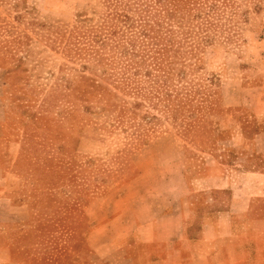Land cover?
<instances>
[{
    "label": "rangeland",
    "instance_id": "1",
    "mask_svg": "<svg viewBox=\"0 0 264 264\" xmlns=\"http://www.w3.org/2000/svg\"><path fill=\"white\" fill-rule=\"evenodd\" d=\"M177 1L190 13L172 28L186 52L172 65L181 99L173 119L153 94L134 109L133 94L107 79L126 63L111 33L128 31L113 24L107 0H0V165L23 206L0 221V261L108 264L86 240L96 219L182 200L197 231L248 189L245 170L264 165L255 145L264 132V0ZM106 33L113 39L100 47ZM111 232L102 231L104 243ZM233 232L232 251L216 242L217 260L254 264L239 250V223ZM259 243L261 259L250 257L264 264V236Z\"/></svg>",
    "mask_w": 264,
    "mask_h": 264
},
{
    "label": "crops",
    "instance_id": "2",
    "mask_svg": "<svg viewBox=\"0 0 264 264\" xmlns=\"http://www.w3.org/2000/svg\"><path fill=\"white\" fill-rule=\"evenodd\" d=\"M255 145L259 160L264 163V132L256 135ZM245 172L252 178L248 189H240V196L232 198L228 211L208 215L197 231L193 229V210L190 206L184 208L181 200L179 206L153 203L140 206L132 215L114 212L96 219L86 240L94 249L93 254L108 264H232L219 263L221 250L216 242L229 241L226 250L232 251L233 229L239 223L242 230L239 250L248 254L250 262L259 264L258 258L253 260L250 253L254 251L259 256L263 251L259 238L264 236V165L255 164ZM10 182L9 173L0 165V221H11L14 211L23 207L12 200ZM222 224L221 232L218 228ZM108 228L112 230L111 237L104 243L100 235ZM5 259L0 264H20ZM95 264L102 263L97 259Z\"/></svg>",
    "mask_w": 264,
    "mask_h": 264
},
{
    "label": "trees",
    "instance_id": "3",
    "mask_svg": "<svg viewBox=\"0 0 264 264\" xmlns=\"http://www.w3.org/2000/svg\"><path fill=\"white\" fill-rule=\"evenodd\" d=\"M107 1L112 7L113 24H124L128 28V31L118 28L111 33L117 36L112 46L120 51L126 63L107 79L116 90L133 94L134 109L143 108L144 101L152 103L156 98L155 106L163 103L166 108L162 113L168 112L176 119L181 99H178L180 92L174 90L178 84L173 83L172 65L182 64V54L186 52L179 45L175 30H181V25L188 22H184L183 13L188 15L190 8L182 9L177 0ZM173 26L177 29H172ZM109 39L113 37L104 34L99 46L105 47ZM178 75L179 72L176 77ZM127 110L133 112L130 108Z\"/></svg>",
    "mask_w": 264,
    "mask_h": 264
}]
</instances>
